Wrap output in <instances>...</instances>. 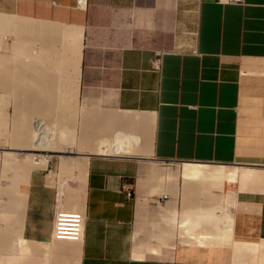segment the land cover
I'll list each match as a JSON object with an SVG mask.
<instances>
[{"label": "crops", "instance_id": "crops-1", "mask_svg": "<svg viewBox=\"0 0 264 264\" xmlns=\"http://www.w3.org/2000/svg\"><path fill=\"white\" fill-rule=\"evenodd\" d=\"M11 6L14 18L30 26L7 37L5 17L0 21V62L18 69L15 76L8 70L10 82L0 65V92L7 90L13 106L17 142L9 149L24 156L0 186V228L8 219L5 226L36 247L28 264H264V0H89L87 8L78 0H12ZM36 117L74 134L62 133L64 152L51 153L41 167L26 157ZM173 160L226 167L227 195L212 187L194 195L200 202L214 189L229 205L234 188L232 225L223 210L206 225L212 232L206 243L182 226L193 180L181 175L178 206L154 163ZM60 187L64 208L86 215L80 242L54 238Z\"/></svg>", "mask_w": 264, "mask_h": 264}, {"label": "bare ground", "instance_id": "bare-ground-1", "mask_svg": "<svg viewBox=\"0 0 264 264\" xmlns=\"http://www.w3.org/2000/svg\"><path fill=\"white\" fill-rule=\"evenodd\" d=\"M4 2H3V0H0V21H4V14L1 12V11H3L2 9H1V7H2V4H3ZM14 17V16H13ZM5 20H6V18H5ZM5 25H6V29H7V31L8 30H11V31H13V29L15 28V27H17V26H21V28H29V23H27V22H25V21H20V22H18L16 19H12V20H10V21H5ZM23 33H25L24 31H23ZM24 59V58H23ZM27 58H25V62L24 63H26V60ZM4 60H6V59H4ZM2 61V60H1ZM9 61V60H8ZM13 61H14V59H13ZM20 62V60L18 61V63ZM23 62V61H22ZM21 62V63H22ZM28 62V61H27ZM31 62V61H30ZM9 63H11L12 64V61L10 62L9 61ZM8 63V64H9ZM17 63V64H18ZM21 63L19 64V65H21ZM24 63L22 64V65H24ZM29 63V62H28ZM37 63V62H36ZM35 63V64H36ZM2 64H4L3 62H2ZM1 64V62H0V65L1 66H3ZM7 66H8V64L7 63H5ZM4 64V68L2 67L1 68V70H4V71H2V73L3 72H5V71H7V77L9 78V80H10V82L11 81H13L15 78H12V76L10 75V74H8L10 71L11 72H13V74H14V76L18 73L17 72V67H16V71H14L13 70V68H11L10 66H9V69H6V65ZM14 64V63H13ZM30 64V63H29ZM15 65V64H14ZM18 65V68L20 67ZM28 64H26L25 66H27ZM0 66V67H1ZM6 66V67H5ZM40 68V67H39ZM6 69V70H5ZM8 70H9V72H8ZM14 72H17L16 74L14 73ZM12 74V75H13ZM2 75V74H1ZM5 75V74H4ZM6 76V75H5ZM5 76H4V78L3 79H6L5 78ZM13 76V77H14ZM11 77V78H10ZM16 78H17V76H16ZM13 79V80H12ZM18 79V78H17ZM20 79V78H19ZM8 81V80H7ZM6 81V82H7ZM17 81V80H16ZM9 82V81H8ZM15 82V81H14ZM1 83V82H0ZM4 82H2V84H3ZM16 83V82H15ZM21 82H19V84H20ZM1 84V85H2ZM6 84V83H5ZM11 85H12V83H10ZM19 84H15L16 86L17 85H19ZM8 86H9V84H8ZM12 86H14V85H12ZM12 86H10V87H12ZM38 85H34V88H36ZM5 87V86H4ZM20 87V86H19ZM18 87V88H19ZM18 88H16V89H18ZM2 89H7L6 87L5 88H2ZM14 89V91H15V87L13 88ZM40 89V88H39ZM19 90V89H18ZM41 90V89H40ZM7 91V90H6ZM13 91V90H12ZM31 91H34V93H35V89L34 90H32L31 89ZM20 92V91H19ZM29 92H30V89H29ZM38 92H39V90H38ZM37 92V93H38ZM45 92V91H44ZM18 93V91L16 92V94ZM21 93V92H20ZM19 93V94H20ZM23 93V92H22ZM18 94V95H19ZM30 94V93H29ZM13 95V94H12ZM18 95H16V97H19ZM20 95H22V94H20ZM23 95H24V93H23ZM38 95V94H37ZM39 97H40V95H38ZM2 97V96H1ZM27 97V96H26ZM25 97V98H26ZM29 97V96H28ZM13 98V97H12ZM31 98V97H30ZM18 99V98H17ZM21 99V98H20ZM29 99V98H28ZM27 99V100H28ZM32 99V98H31ZM15 100V99H14ZM37 100V99H36ZM42 101H44V100H42ZM33 102V101H32ZM37 101H34V103H35V105L36 104H39L40 106H42L41 104H40V102H38V103H36ZM45 102V101H44ZM44 102H42V103H44ZM18 103V102H17ZM33 103V104H34ZM54 103V102H53ZM53 103H51V105L53 104ZM59 103V102H58ZM63 103V102H62ZM75 103V102H74ZM20 104V103H19ZM22 104V103H21ZM26 104V103H25ZM28 104V103H27ZM31 104V103H30ZM33 104H32V106H33ZM57 104V103H56ZM34 105V106H35ZM50 105V106H51ZM62 105V104H61ZM60 105V106H61ZM74 105V104H73ZM19 106V105H18ZM33 106V107H34ZM48 106V105H47ZM50 106H48V108L46 107V106H44L45 107V109H48L49 110V108H50ZM57 106V105H56ZM63 106V105H62ZM66 106V105H65ZM21 108H23L22 107V105L20 106ZM27 107H30V105L29 106H27ZM26 107V108H27ZM36 107H38V106H36ZM51 107H53V105L51 106ZM59 107V106H58ZM64 107V106H63ZM17 108V107H16ZM19 108V107H18ZM17 108V109H18ZM31 108V107H30ZM43 108V107H42ZM61 108V107H60ZM66 108V107H65ZM34 109H36V108H34ZM38 109H40V108H38ZM51 109L52 108H50V112H51ZM25 110H27V109H25ZM31 111H32V108L30 109ZM48 110H45V111H48ZM74 110V109H73ZM44 111V112H45ZM53 111V110H52ZM58 111V110H57ZM61 111V110H60ZM19 112H20V110L17 112L18 114H19ZM30 112V111H29ZM43 112V111H42ZM41 112V110H40V113H42ZM50 112H49V116H50ZM62 112V111H61ZM60 112V113H61ZM63 112H64V110H63ZM62 112V113H63ZM71 112L73 113V111L71 110ZM17 113H15V114H17ZM22 112H20V114H21ZM46 113V112H45ZM48 113V112H47ZM17 114V115H18ZM19 114V115H20ZM29 114V113H28ZM30 114H31V112H30ZM34 114L36 115V113L34 112ZM39 114V113H38ZM44 114V113H43ZM24 115V113L22 114V116ZM32 115V114H31ZM45 115V114H44ZM73 115V114H72ZM21 116V117H22ZM28 116V115H27ZM53 116H55V112H54V115ZM60 116V115H59ZM74 117V116H73ZM17 118H19V116H17ZM16 118V119H17ZM25 118V117H24ZM38 117H36V119H37ZM42 118V117H41ZM55 118H56V116H55ZM22 119H23V117H22ZM28 119V118H27ZM35 119V120H36ZM42 119H44V118H42ZM57 119V118H56ZM58 119H59V117H58ZM61 119V118H60ZM63 119V118H62ZM19 120V119H18ZM24 120V119H23ZM22 120V121H23ZM75 120V119H74ZM27 121V120H26ZM37 121H38V123H36V127H35V132L33 133L34 135H35V139L33 140V144H30L29 143V145H27L28 147H29V150H33V153L32 154H27L26 155V157L27 158H32L33 160H34V163H37V165L38 166H46L47 165V161H48V158H49V156H50V154L51 153H53V152H62V149L64 148H62V149H58V147H57V143H56V138H57V136L59 135V134H56L57 132H60V130H58L59 128H57V126H55V123H54V128H50L51 126H52V124H51V126L50 125H48V126H50V127H47V126H45L44 125V122H43V120H38L37 119ZM42 121V122H41ZM58 121H60V120H58ZM58 121H56V122H58ZM73 121V120H72ZM18 122V121H17ZM34 122V121H33ZM61 122V121H60ZM20 123V121L18 122V124ZM22 123V122H21ZM28 123H29V120H28ZM71 123V122H70ZM72 123H75V122H72ZM58 124H59V122H58ZM20 126V125H19ZM74 125H72L71 127H69L68 129H73L74 127H73ZM21 127V126H20ZM63 126L61 125V127L60 128H62ZM23 128V127H22ZM49 128V129H48ZM68 129H66L67 131H68ZM20 130V129H19ZM21 131V130H20ZM30 132H31V130H30ZM61 132H62V130H61ZM70 132H72L71 130L67 133L66 131H64V132H62V133H64V134H69L70 135ZM73 132H74V130H73ZM17 133V132H16ZM32 133V132H31ZM30 133V135H32ZM75 133V132H74ZM79 134V133H78ZM27 135V134H26ZM30 135H27V136H30ZM57 135V136H56ZM74 135V134H73ZM73 135H70L71 137L73 136ZM24 136H25V134H24ZM69 136V137H70ZM76 136H77V134H76ZM21 137V136H20ZM19 138V137H18ZM29 138H31V139H33L32 137H29ZM61 138V137H60ZM64 138V137H63ZM63 138L61 139V140H63ZM77 137H75V139H76ZM64 139H67V137H65ZM69 139V138H68ZM16 141V140H15ZM27 141V140H26ZM17 142V141H16ZM28 142V141H27ZM64 143V142H63ZM68 145H72V144H70V142L68 141V143H67ZM12 145H13V143H12ZM16 145V144H15ZM64 145V144H63ZM67 145V146H68ZM76 145V144H75ZM74 146V145H73ZM72 146V147H73ZM57 147V148H56ZM65 147H66V143H65ZM19 148H21V147H19ZM0 149H5L4 147H1L0 146ZM24 149H25V147H24ZM73 149H75V148H73ZM72 149V150H73ZM68 150V149H67ZM70 150H71V148H70ZM63 152H64V149H63ZM65 152H67L66 150H65ZM74 152V151H73ZM3 153V158H5V157H7V156H12L11 154H9V153H6V152H2ZM69 153V152H68ZM70 153H72V151H70ZM70 155V154H69ZM73 155V154H72ZM65 155H61V157H64ZM68 157V156H67ZM66 157V158H67ZM70 157V156H69ZM74 158V157H73ZM76 158V157H75ZM24 159V158H23ZM61 159H63V158H61ZM70 159H72V157L70 158ZM70 159H68V162H69V160ZM74 160V159H73ZM72 160V161H73ZM24 161V160H23ZM22 161V162H23ZM26 161V160H25ZM74 161H76V160H74ZM22 162H20V163H22ZM65 163V160L63 159L62 160V163ZM67 161H66V165L68 166V164L71 162H69L68 163ZM18 163V162H17ZM25 163V162H24ZM28 163V162H27ZM74 163V162H73ZM24 165V164H23ZM65 165V164H64ZM64 165H63V167H64ZM71 165V164H70ZM29 166H31L30 165V163L28 164V170H29ZM27 167L25 166V168L27 169ZM62 167V168H63ZM34 168V167H33ZM180 169V168H179ZM20 170V169H19ZM30 172V171H29ZM181 175L186 179V180H188V181H190V180H193V183H192V194H193V204L191 205V206H189L188 208H187V211L185 210V212L187 213V216H186V218H183V220H182V226L184 227V228H186L187 229V231L188 232H194L195 233V236H196V240H197V242H199V243H201V244H203V243H206L207 242V236L209 235V236H211V234H212V232H208V229L206 228V225H208V224H211L212 222H216L217 221V219H218V216H220L219 215V213L221 214L222 212H223V208H222V206H221V203H220V205H218V206H215V207H213V208H209L208 206H206V205H201L200 204V202H196V200L194 199V195L197 193V194H204V192L208 189V188H210V187H212V188H215V189H217V190H219V191H221V192H224V190H226L228 187V185H227V175H226V167L225 166H223V165H214V164H199V163H192V162H184L183 164H182V166H181ZM14 182V181H13ZM195 187V191L193 190V188ZM16 189V188H15ZM232 190H234V188L232 187ZM231 189H229V192L231 193L229 196V206L230 207H234V205H235V203H236V201H235V199H234V197H233V191H232ZM18 202V201H17ZM2 207V206H1ZM17 214V213H16ZM190 214H192V215H190ZM194 216V217H193ZM17 217V216H16ZM13 222V221H12ZM228 222H229V224L230 225H232V222H233V218H231L230 220H228ZM1 224V223H0ZM2 226H4V224L2 225ZM179 226V225H178ZM1 227V226H0ZM180 227V226H179ZM20 229V228H19ZM12 233H14L13 232V230L12 231H9V232H5V238L3 239L2 238V240H1V243L3 244L4 243V245L5 246H3L4 248H8L9 250H11V251H14V252H17V253H19V251H18V247L21 249V251L22 252H25V253H28V254H30L31 255V253L33 252V251H35L36 249H34V248H36V247H33V245L30 243V242H28L27 240H25L24 238H22L21 236H19V239L17 240V243L15 244V246H14V243L12 242V241H9L10 240V238L8 239V236L9 235H11ZM215 236V235H214ZM12 237V236H11ZM216 238V237H215ZM216 240V239H215ZM15 242V241H14ZM55 242V241H54ZM77 242V241H76ZM80 242V241H79ZM36 243V242H35ZM193 243V242H192ZM37 244V243H36ZM44 244V243H43ZM52 244V243H51ZM46 245V244H45ZM50 245V244H49ZM61 245V244H60ZM60 245H59V247H60ZM64 245V244H63ZM66 245V244H65ZM64 245V246H65ZM54 247V246H53ZM52 247V248H53ZM63 246H61L60 248H62ZM41 248V247H40ZM154 248V247H153ZM51 249V248H50ZM40 250V249H39ZM51 251V250H50ZM56 251H58V250H56ZM159 251V250H158ZM45 252H47V251H45ZM44 252V253H45ZM154 252H157V251H154ZM37 253V252H36ZM36 253H34V254H36ZM61 253V252H60ZM65 253V252H64ZM66 253H67V251H66ZM12 254V253H11ZM28 254H27V256H28ZM49 254V253H48ZM55 254L57 255V253L55 252ZM29 255V256H30ZM45 255V254H44ZM21 256V255H20ZM28 256V257H29ZM37 256V255H36ZM43 256V255H42ZM53 256V255H52ZM63 256V255H62ZM16 257V256H15ZM54 257V256H53ZM65 257V256H64ZM30 259H31V257H29ZM46 258V257H45ZM37 259V258H36ZM36 259H33V261L35 262V260ZM39 259V258H38ZM48 259H49V257H48ZM40 260V259H39ZM42 260H44V259H42ZM52 260V259H51ZM31 262V261H30ZM33 262V263H34ZM37 262V261H36ZM42 262V261H41ZM50 262V261H49ZM70 262V261H69ZM22 263V262H21ZM39 263V262H38ZM37 263V264H38ZM45 263V262H44ZM43 263V264H44ZM27 264V263H26ZM35 264V263H34Z\"/></svg>", "mask_w": 264, "mask_h": 264}, {"label": "rangeland", "instance_id": "rangeland-1", "mask_svg": "<svg viewBox=\"0 0 264 264\" xmlns=\"http://www.w3.org/2000/svg\"><path fill=\"white\" fill-rule=\"evenodd\" d=\"M11 1L12 0H5V11H1L5 18L6 21H10L12 19H15L12 15V6H11ZM11 6V7H10ZM10 7V8H9ZM9 35H12V32L9 30L7 31V37ZM7 92L6 91H2L0 92V146L4 147L5 149H0L2 151L0 152H6L11 154L12 156H7L5 158H1L0 161V186L2 187L4 185L5 179L8 180L9 175L14 174L12 170V166L15 165V163L13 164V162H17L18 159L22 156H24V154L20 155V154H15L12 153V151L9 149L12 146V142L14 139V113H13V106L11 104V102H7ZM2 96V97H1ZM35 132V129L33 130V133ZM56 134H59L56 138V143H57V147L58 149H62V140L60 137H62V132L60 130V132H57ZM4 138H9L10 141L4 142ZM35 138V135H34ZM3 139V140H1ZM56 147V148H57ZM19 148V147H18ZM25 152V151H23ZM154 163H157V165L162 168V170H164V176H166V192L170 193L172 195V198L174 200H176L178 202V206L179 201L181 199L182 196V200H183V194H184V188H185V184H184V180L181 177V166L184 163V161H178V160H173L167 163H160L157 161H154ZM210 164H215V163H210ZM235 165V164H233ZM180 168V169H179ZM228 194V188H227V192L226 195ZM188 197V196H186ZM219 199V195H217V192L214 191V189H210L206 200L203 199V197H201L199 199L201 205H205L206 202L207 204H216L223 206L222 208H225L223 210H225L227 213H223V220L226 221L228 220L229 216H228V212H232L233 213V207H230L228 205L227 200H218ZM181 206V205H180ZM188 206L187 203H183L182 204V211L183 209ZM5 221L7 222L8 219L3 218V223L4 226L2 228H0V264H28L29 263V255L28 253L22 252L21 249L18 247V251L14 252L9 250L8 248H4L3 246L4 243H1L2 238L4 239L5 237V232H9L12 231L14 233H12L11 235L8 236V239L10 238L9 241H12L15 244L17 243V240L19 239V235L16 233L15 231V227L12 226L11 224H7L5 226ZM222 221V219L220 220V222ZM12 236V237H11ZM15 241V242H14ZM12 253V254H11ZM28 254V256H27ZM21 255V256H20ZM16 256V257H15ZM22 262V263H21Z\"/></svg>", "mask_w": 264, "mask_h": 264}, {"label": "built area", "instance_id": "built-area-1", "mask_svg": "<svg viewBox=\"0 0 264 264\" xmlns=\"http://www.w3.org/2000/svg\"><path fill=\"white\" fill-rule=\"evenodd\" d=\"M89 0H78L80 8H87ZM226 3H243L244 0H223ZM158 62V60H156ZM124 188L129 189L125 184ZM65 192L60 187L56 194V215L54 223V238L56 240L81 241L84 237L86 215L84 212L64 208ZM167 198V195L165 196Z\"/></svg>", "mask_w": 264, "mask_h": 264}]
</instances>
